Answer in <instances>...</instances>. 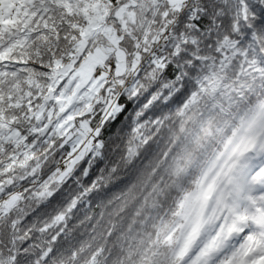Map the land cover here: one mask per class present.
Returning a JSON list of instances; mask_svg holds the SVG:
<instances>
[{
    "label": "clouds",
    "instance_id": "clouds-1",
    "mask_svg": "<svg viewBox=\"0 0 264 264\" xmlns=\"http://www.w3.org/2000/svg\"><path fill=\"white\" fill-rule=\"evenodd\" d=\"M0 264H264V0H0Z\"/></svg>",
    "mask_w": 264,
    "mask_h": 264
}]
</instances>
